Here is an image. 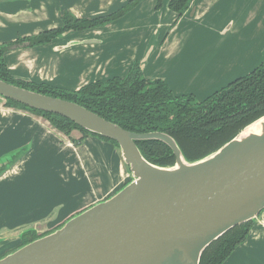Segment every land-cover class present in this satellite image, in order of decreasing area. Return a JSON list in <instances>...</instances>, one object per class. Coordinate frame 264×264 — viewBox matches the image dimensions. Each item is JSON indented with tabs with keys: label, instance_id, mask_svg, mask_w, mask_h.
I'll use <instances>...</instances> for the list:
<instances>
[{
	"label": "crops",
	"instance_id": "0c3cea01",
	"mask_svg": "<svg viewBox=\"0 0 264 264\" xmlns=\"http://www.w3.org/2000/svg\"><path fill=\"white\" fill-rule=\"evenodd\" d=\"M129 1L0 0V45L59 27L62 12L95 18ZM168 3L162 0V7L155 10L156 0H142L103 28L70 31L44 46L13 47L4 56L7 67L15 79L75 91L94 81L124 77L137 63L145 78L161 79L174 95H193L201 101L264 60V0H193L180 18L168 9ZM4 103L0 98V159L18 157L0 175V207L12 206L13 211L25 210L31 216L4 222L0 208V250L19 242L25 230L41 234L61 226L70 217L62 220L67 213L61 211L66 202L60 194L69 189L84 200L82 193L89 186L85 173L83 188L78 184L81 177H74L82 173L86 162H80L76 171L74 159L56 149L55 140L44 134L46 129L36 115ZM87 140L110 147L115 161L106 185L91 186L90 197H99L95 204L119 190L121 157L113 145L93 137L73 144L79 147ZM101 171L98 163L97 178ZM52 178L57 186L54 192L48 186ZM223 264H264V210Z\"/></svg>",
	"mask_w": 264,
	"mask_h": 264
},
{
	"label": "water",
	"instance_id": "95a60500",
	"mask_svg": "<svg viewBox=\"0 0 264 264\" xmlns=\"http://www.w3.org/2000/svg\"><path fill=\"white\" fill-rule=\"evenodd\" d=\"M0 97L114 141L132 175L112 196L0 257V264H199L210 244L264 210V116L188 162L165 133L130 132L76 103L2 80ZM256 123L259 134L245 132ZM148 140L167 145L175 164L148 162L136 146ZM11 161H0V168Z\"/></svg>",
	"mask_w": 264,
	"mask_h": 264
},
{
	"label": "trees",
	"instance_id": "16d2710c",
	"mask_svg": "<svg viewBox=\"0 0 264 264\" xmlns=\"http://www.w3.org/2000/svg\"><path fill=\"white\" fill-rule=\"evenodd\" d=\"M141 1L130 0L117 11L95 18H76L68 12H62L59 27L1 44L0 80L71 101L130 132L165 133L176 142L185 160H200L217 151L247 125L264 116V60L247 75L233 80L201 101L193 95H174L161 79L145 78L137 63L132 64L124 77L114 76L94 81L76 91L15 79L7 67L4 56L13 47L25 42L29 48L44 46L69 31L81 32L105 27L133 10ZM192 2L193 0H169L168 9L180 18ZM161 7L162 0H156L155 10ZM4 105L42 117L74 144L93 137L118 147L114 141L92 134L66 118L30 109L11 100H5ZM74 132L80 134L78 139L73 138ZM136 146L142 156L153 165L169 167L175 164L171 149L160 141H138ZM253 225L254 220L236 226L214 241L202 253L199 264H223L245 241ZM46 234L25 230L20 235L19 247Z\"/></svg>",
	"mask_w": 264,
	"mask_h": 264
},
{
	"label": "rangeland",
	"instance_id": "374dc122",
	"mask_svg": "<svg viewBox=\"0 0 264 264\" xmlns=\"http://www.w3.org/2000/svg\"><path fill=\"white\" fill-rule=\"evenodd\" d=\"M28 113H30V112H28ZM32 115H34V114H32ZM38 117L39 116H36L37 120L39 119V121L41 122V125H43L46 129V131H43L44 134L46 136H48L49 138H51L52 140H55L56 149L63 151L64 153L70 154L71 157L74 159L73 161H75L76 165H77L76 171H78L80 169L78 167V164L80 162L81 163L86 162V164H84V166H83L84 170L82 171V173L79 175H74V177H77V178L81 177L82 181L78 183L79 187H81V188H83V186H84L83 183H85V185H87L85 177H82V176L84 173L87 176L88 183H89L88 185L90 186V188H89V186H87L85 192L82 193V194H84V196H86L85 199L81 200V198L78 197L77 194L73 195L71 192H69V189L64 190L62 192V194H60L62 196V198L65 199V202H66V205H64L61 208L62 213H67V215H64V219H62L64 221V220L68 219L69 217L76 215L77 213H79V212L87 209L88 207L92 206L93 203L99 199V197H96V199H95V197H90V195L92 194L91 186L97 185L98 187L102 188V186L106 185V181L108 180V175H112V173L114 172V170L112 172L111 168H112V164L115 166V161L111 160L112 151H111L110 147H108V146L102 147V145H100V146L95 145L94 141H91V140L85 141V143L80 145L79 147H75V145L73 143H72L73 145L69 146L70 139L68 137H65L64 135L60 134L58 131L53 129L48 124V122L46 120H44L42 117H40V118H38ZM72 136H73V138H79L80 134L77 132H74L72 134ZM96 140H98V139L96 138ZM106 144H108V143L106 142ZM113 146L119 150V148L117 146H115V145H113ZM113 152H114V149H113ZM119 152H120V150H119ZM6 157L1 158L0 161H3L4 159H6ZM120 157H121V154H120ZM40 163L41 162H39V164ZM98 163H99V165H102V167H103V174H102V171L99 172L98 178H97V176L94 173V170H95L96 166H98ZM118 172H119V176H118L119 178L118 179H120V180H119V183L116 185L117 188L119 186L120 187L123 186L132 177L129 167L123 162L122 158H120V164H119ZM41 176H44V174H41ZM48 177L50 178V175ZM101 181H102V184H101ZM48 186H49L50 192H54L56 190L57 186L54 183V178H52L49 181ZM59 186H61L60 182H59ZM74 188H75V186H74ZM76 192H78V190ZM97 192L98 191H96V193ZM99 193H100V191H99ZM85 194H87V195H85ZM68 202H69V204H68ZM4 207H5V209L0 207L2 209V211H4V216L6 217L4 222H8V221L13 222V221L24 220V219H27L31 216V214L27 213L25 210H22L25 213L20 215L22 211L21 212H18L17 210L13 211L15 207L8 206V205H6ZM68 212H70V213H68ZM255 220H254V223H255ZM58 221H60V219H58ZM17 235H18V232L16 234L15 233L11 234V236H17ZM19 242L12 243V244H9V246L7 245L6 247H3L0 250V257L6 255V252H8V251H13V250L19 248V245H18ZM15 246H17V247L14 248Z\"/></svg>",
	"mask_w": 264,
	"mask_h": 264
},
{
	"label": "bare ground",
	"instance_id": "6f19581e",
	"mask_svg": "<svg viewBox=\"0 0 264 264\" xmlns=\"http://www.w3.org/2000/svg\"><path fill=\"white\" fill-rule=\"evenodd\" d=\"M259 123L253 124L252 126H250L249 128L246 129V133H252V134H259Z\"/></svg>",
	"mask_w": 264,
	"mask_h": 264
},
{
	"label": "flooded vegetation",
	"instance_id": "af4514ba",
	"mask_svg": "<svg viewBox=\"0 0 264 264\" xmlns=\"http://www.w3.org/2000/svg\"><path fill=\"white\" fill-rule=\"evenodd\" d=\"M77 18V17H76ZM111 24V23H110ZM103 28V27H102ZM92 30V29H91ZM70 32V31H69ZM24 44V43H23ZM23 44H21V45H18V46H22ZM27 47V46H26ZM29 48V47H28ZM31 48V47H30ZM82 87V86H81ZM61 89V88H60ZM78 90V89H77ZM76 91V90H75ZM17 157L18 156H16L15 158H14V160H12L11 162H9L8 163V166L9 165H11L16 159H17ZM8 166H5V165H3L1 168H0V170H2L1 171V173L0 174H2L3 172H5L7 169H8ZM261 214V213H260ZM34 233L36 234V232L34 231ZM18 245H20V242L18 243ZM17 246H15L14 248H16ZM13 248V249H14ZM7 253V252H6Z\"/></svg>",
	"mask_w": 264,
	"mask_h": 264
}]
</instances>
